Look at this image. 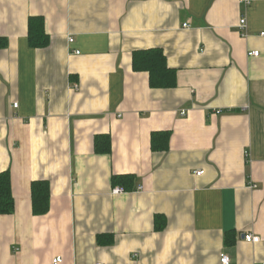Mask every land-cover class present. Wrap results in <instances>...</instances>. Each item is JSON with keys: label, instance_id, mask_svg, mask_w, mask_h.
<instances>
[{"label": "crops", "instance_id": "1", "mask_svg": "<svg viewBox=\"0 0 264 264\" xmlns=\"http://www.w3.org/2000/svg\"><path fill=\"white\" fill-rule=\"evenodd\" d=\"M32 17L44 48L30 45ZM261 33L264 0H0V173L15 200L0 264H264ZM154 48L176 88L134 71ZM165 131L168 151H154ZM35 181L50 184L43 216Z\"/></svg>", "mask_w": 264, "mask_h": 264}, {"label": "trees", "instance_id": "2", "mask_svg": "<svg viewBox=\"0 0 264 264\" xmlns=\"http://www.w3.org/2000/svg\"><path fill=\"white\" fill-rule=\"evenodd\" d=\"M29 40L33 48H44L49 43V36L45 32V23L41 17H32L29 22ZM6 39L0 36V49L5 48ZM133 69L135 72H147L150 75L152 89H173L177 86V72L168 66L164 52L159 48L136 51L133 55ZM171 132H155L152 135V149L166 152L169 149ZM97 154L109 155L112 152L110 135L102 134L95 138ZM132 176H115V184L126 183ZM129 190V186H125ZM33 212L36 216H43L50 209V184L48 181H35L32 184ZM15 210V200L12 193L11 173H0V215H11ZM100 236V243L109 244L112 236L104 240Z\"/></svg>", "mask_w": 264, "mask_h": 264}, {"label": "built area", "instance_id": "3", "mask_svg": "<svg viewBox=\"0 0 264 264\" xmlns=\"http://www.w3.org/2000/svg\"><path fill=\"white\" fill-rule=\"evenodd\" d=\"M242 24L244 25L245 24V21L243 20L242 21ZM185 27H189L188 25H185ZM261 36H264V33H261ZM70 42H74L73 39L70 40ZM251 56H258L259 55V52H252L250 53ZM15 108L18 107V104L16 103L14 105ZM204 172H199L198 175H203ZM125 191L123 189H116L114 191V194H122L124 193ZM245 241L248 242V243H259L260 242V238L259 237H256L254 235H251V234H247L245 235ZM55 264H58V263H61V258H57L55 261ZM221 262L222 264H230L231 263V258L229 256H223L222 259H221Z\"/></svg>", "mask_w": 264, "mask_h": 264}]
</instances>
